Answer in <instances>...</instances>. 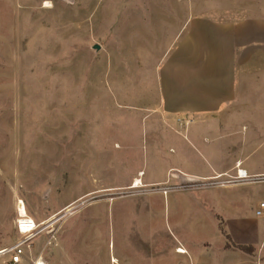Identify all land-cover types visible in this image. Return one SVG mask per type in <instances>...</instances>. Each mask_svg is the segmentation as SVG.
Wrapping results in <instances>:
<instances>
[{
    "label": "rangeland",
    "instance_id": "rangeland-1",
    "mask_svg": "<svg viewBox=\"0 0 264 264\" xmlns=\"http://www.w3.org/2000/svg\"><path fill=\"white\" fill-rule=\"evenodd\" d=\"M237 2L0 0V248L23 202L20 264H264V76L225 121L163 112L185 7Z\"/></svg>",
    "mask_w": 264,
    "mask_h": 264
},
{
    "label": "crops",
    "instance_id": "crops-1",
    "mask_svg": "<svg viewBox=\"0 0 264 264\" xmlns=\"http://www.w3.org/2000/svg\"><path fill=\"white\" fill-rule=\"evenodd\" d=\"M234 4L214 7L213 18L203 5L185 7L187 33L177 56L181 61L167 74L165 118L184 117L190 124L225 121L230 115H223L224 109L246 98L253 76H264V0Z\"/></svg>",
    "mask_w": 264,
    "mask_h": 264
},
{
    "label": "built area",
    "instance_id": "built-area-1",
    "mask_svg": "<svg viewBox=\"0 0 264 264\" xmlns=\"http://www.w3.org/2000/svg\"><path fill=\"white\" fill-rule=\"evenodd\" d=\"M237 178L244 179L247 178V175L244 173L242 176L238 170ZM255 214L257 216L264 214V200L258 204ZM15 228L19 238L11 246L0 248V264H20L23 260L25 247H30L32 239L41 229L39 224L24 209L19 208H17ZM41 263L44 264L43 262ZM34 264H38V261L34 262Z\"/></svg>",
    "mask_w": 264,
    "mask_h": 264
},
{
    "label": "bare ground",
    "instance_id": "bare-ground-1",
    "mask_svg": "<svg viewBox=\"0 0 264 264\" xmlns=\"http://www.w3.org/2000/svg\"><path fill=\"white\" fill-rule=\"evenodd\" d=\"M239 170V169H238ZM239 173L243 176V174L245 173V172H241V170H239ZM136 182H137V184H139L140 183V181H137L136 180ZM133 185H134V183H133ZM17 208H19V209H24V211L26 212V209H25V206H24V204H23V202H19L18 203V206H17ZM177 252H179V253H185V250L184 249H182V248H179L178 250H177ZM38 264H42L40 261H38Z\"/></svg>",
    "mask_w": 264,
    "mask_h": 264
},
{
    "label": "water",
    "instance_id": "water-1",
    "mask_svg": "<svg viewBox=\"0 0 264 264\" xmlns=\"http://www.w3.org/2000/svg\"><path fill=\"white\" fill-rule=\"evenodd\" d=\"M93 48H94V49H98V48H99V45L94 44V45H93Z\"/></svg>",
    "mask_w": 264,
    "mask_h": 264
},
{
    "label": "trees",
    "instance_id": "trees-1",
    "mask_svg": "<svg viewBox=\"0 0 264 264\" xmlns=\"http://www.w3.org/2000/svg\"><path fill=\"white\" fill-rule=\"evenodd\" d=\"M239 248H242V249H243V248H244V249L246 248V249H248V248H250V247H246V246H241V245H240Z\"/></svg>",
    "mask_w": 264,
    "mask_h": 264
}]
</instances>
